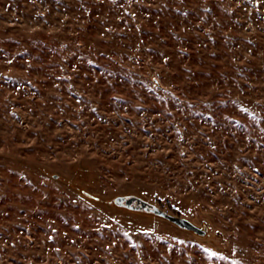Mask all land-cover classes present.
<instances>
[{
	"label": "rangeland",
	"instance_id": "374dc122",
	"mask_svg": "<svg viewBox=\"0 0 264 264\" xmlns=\"http://www.w3.org/2000/svg\"><path fill=\"white\" fill-rule=\"evenodd\" d=\"M0 264H264V0H0Z\"/></svg>",
	"mask_w": 264,
	"mask_h": 264
},
{
	"label": "water",
	"instance_id": "95a60500",
	"mask_svg": "<svg viewBox=\"0 0 264 264\" xmlns=\"http://www.w3.org/2000/svg\"><path fill=\"white\" fill-rule=\"evenodd\" d=\"M112 203L118 207L127 208L134 211H139L145 214H152L169 221L175 226L193 233L200 238H214L215 235L211 233L210 229L205 225L197 224L188 217L181 216L178 213L165 211L153 206V203L144 199L143 197L130 193L119 195L112 200Z\"/></svg>",
	"mask_w": 264,
	"mask_h": 264
},
{
	"label": "trees",
	"instance_id": "16d2710c",
	"mask_svg": "<svg viewBox=\"0 0 264 264\" xmlns=\"http://www.w3.org/2000/svg\"><path fill=\"white\" fill-rule=\"evenodd\" d=\"M39 169L42 171V172H44V173H47L46 172V170L44 169V168H41V167H39ZM89 171V170H88ZM79 188V187H78ZM80 192L83 194V196L85 197V198H88V199H95L96 200V198H94V197H91V195L87 192V191H84V190H80ZM145 199V198H144ZM153 203V206L154 207H156V208H159V209H162L163 210V204H162V202H158V203H154V202H152ZM109 206L110 207H112V208H120V209H125V210H129V211H132V212H135V213H142V212H139V211H134V210H130V209H127V208H123V207H118V206H116V205H114L113 203L112 204H109ZM174 210V209H173ZM174 211H176V210H174ZM145 214V213H144ZM152 216H155V215H152ZM157 219H162V218H160V217H157V216H155ZM164 220V219H163ZM166 221V220H165Z\"/></svg>",
	"mask_w": 264,
	"mask_h": 264
}]
</instances>
